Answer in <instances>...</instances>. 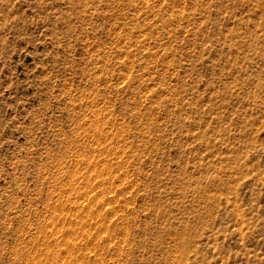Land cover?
Masks as SVG:
<instances>
[{
    "label": "rangeland",
    "instance_id": "1",
    "mask_svg": "<svg viewBox=\"0 0 264 264\" xmlns=\"http://www.w3.org/2000/svg\"><path fill=\"white\" fill-rule=\"evenodd\" d=\"M0 264H264V0H0Z\"/></svg>",
    "mask_w": 264,
    "mask_h": 264
}]
</instances>
